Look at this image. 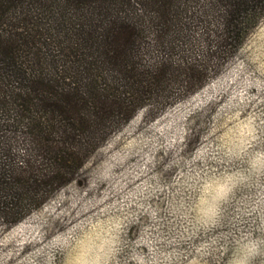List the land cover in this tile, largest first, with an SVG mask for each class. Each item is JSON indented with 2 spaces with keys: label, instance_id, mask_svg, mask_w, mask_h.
I'll return each instance as SVG.
<instances>
[{
  "label": "rangeland",
  "instance_id": "374dc122",
  "mask_svg": "<svg viewBox=\"0 0 264 264\" xmlns=\"http://www.w3.org/2000/svg\"><path fill=\"white\" fill-rule=\"evenodd\" d=\"M174 1L178 30L136 46L166 61L143 106L95 135L75 182L0 220V264H264V0L218 56L212 1ZM189 64L203 75L183 84Z\"/></svg>",
  "mask_w": 264,
  "mask_h": 264
},
{
  "label": "trees",
  "instance_id": "16d2710c",
  "mask_svg": "<svg viewBox=\"0 0 264 264\" xmlns=\"http://www.w3.org/2000/svg\"><path fill=\"white\" fill-rule=\"evenodd\" d=\"M211 1L220 14L218 56L238 36L239 14L251 10L241 9L246 0ZM136 2L0 0V220L7 226L75 182L95 135L143 106L130 100L147 93L161 61L141 65L136 46L147 32L160 39L177 31L186 11L174 0ZM187 67L183 84L203 75Z\"/></svg>",
  "mask_w": 264,
  "mask_h": 264
}]
</instances>
